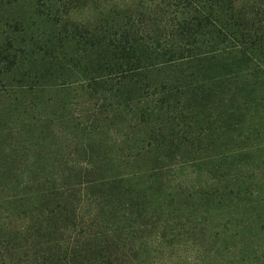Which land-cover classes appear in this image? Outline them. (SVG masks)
Masks as SVG:
<instances>
[{
	"label": "trees",
	"instance_id": "16d2710c",
	"mask_svg": "<svg viewBox=\"0 0 264 264\" xmlns=\"http://www.w3.org/2000/svg\"><path fill=\"white\" fill-rule=\"evenodd\" d=\"M0 264H264V0H0Z\"/></svg>",
	"mask_w": 264,
	"mask_h": 264
},
{
	"label": "rangeland",
	"instance_id": "374dc122",
	"mask_svg": "<svg viewBox=\"0 0 264 264\" xmlns=\"http://www.w3.org/2000/svg\"><path fill=\"white\" fill-rule=\"evenodd\" d=\"M29 131H30V130H29ZM29 131H26V132H25L26 134L22 137V142L26 141V139L28 138V136H30V135H28ZM13 164H15V163H10V165H13ZM17 164H18V163H17Z\"/></svg>",
	"mask_w": 264,
	"mask_h": 264
}]
</instances>
